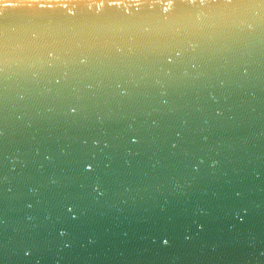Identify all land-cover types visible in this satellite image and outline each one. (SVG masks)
Wrapping results in <instances>:
<instances>
[{
	"label": "water",
	"instance_id": "obj_1",
	"mask_svg": "<svg viewBox=\"0 0 264 264\" xmlns=\"http://www.w3.org/2000/svg\"><path fill=\"white\" fill-rule=\"evenodd\" d=\"M0 264H264V0H0Z\"/></svg>",
	"mask_w": 264,
	"mask_h": 264
}]
</instances>
